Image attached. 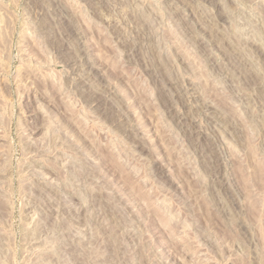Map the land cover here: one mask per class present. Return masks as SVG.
Here are the masks:
<instances>
[{
	"label": "rangeland",
	"instance_id": "obj_1",
	"mask_svg": "<svg viewBox=\"0 0 264 264\" xmlns=\"http://www.w3.org/2000/svg\"><path fill=\"white\" fill-rule=\"evenodd\" d=\"M0 264H264V0H0Z\"/></svg>",
	"mask_w": 264,
	"mask_h": 264
}]
</instances>
